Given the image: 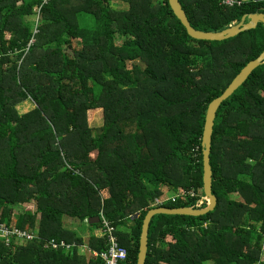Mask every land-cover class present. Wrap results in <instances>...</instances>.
Here are the masks:
<instances>
[{"label": "trees", "instance_id": "trees-1", "mask_svg": "<svg viewBox=\"0 0 264 264\" xmlns=\"http://www.w3.org/2000/svg\"><path fill=\"white\" fill-rule=\"evenodd\" d=\"M179 1L203 31L264 13V0ZM42 4L0 0V223L35 236L0 235V264H105L77 248L102 252L106 236L83 238L64 224L92 230L102 215L127 248L120 264H137L143 220L157 198L177 196L161 205L169 208L207 205H199L207 108L264 51V25L198 40L169 0ZM84 15L89 26L79 22ZM28 99L35 107L19 113ZM98 108L103 123L91 127L87 113ZM210 164L215 209L156 214L145 264H264V63L220 105ZM50 239L72 245L53 248Z\"/></svg>", "mask_w": 264, "mask_h": 264}, {"label": "water", "instance_id": "water-1", "mask_svg": "<svg viewBox=\"0 0 264 264\" xmlns=\"http://www.w3.org/2000/svg\"><path fill=\"white\" fill-rule=\"evenodd\" d=\"M169 4L176 15V17L181 21V23L186 28L188 34L198 40H210L219 41L225 40L230 37H234L239 33L255 28L258 23H263L264 25V13L254 12L251 14L244 15L239 23L231 25L220 31H203L194 28L182 7L179 0H169ZM264 63V51L254 60L248 62L242 70L235 76L224 92L212 100L208 105L205 125L202 138L203 146V190L207 198V205L201 208L193 207H154L150 209L144 217L142 232L140 236V245L138 253L137 264H145L147 251H148V234L149 226L152 218L156 214H178V215H192L199 216L204 215L215 209L217 205V198L212 192V168L210 164V152L212 143V133L214 122L216 118L217 111L220 105L229 98L250 76V74L261 64ZM100 221V217L90 218L88 222L90 224Z\"/></svg>", "mask_w": 264, "mask_h": 264}, {"label": "built area", "instance_id": "built-area-1", "mask_svg": "<svg viewBox=\"0 0 264 264\" xmlns=\"http://www.w3.org/2000/svg\"><path fill=\"white\" fill-rule=\"evenodd\" d=\"M49 1L50 0H43L42 5L48 3ZM244 1L247 0H219V2L222 5L228 7H232L234 5H240ZM42 5L35 8V11L38 13V16H36L35 18L36 25H38V19L40 17V11ZM35 31L37 32V28L35 29ZM188 195L194 196L195 194L194 192H190ZM176 197L177 196H173L172 198H168V199L157 198L155 200V205L156 206L162 205L163 202L168 201L169 199L174 202ZM205 200H207V198L200 200L199 205L202 206ZM101 220H102L101 236H106L108 238V247L106 250L102 252H96L95 254L97 257L99 256L105 262V264H120L122 261L127 259V255H128L127 248H125L120 244L118 237L115 234V227L103 215L101 216ZM0 235L2 237H5L7 240L11 236H18L26 239H33L35 237L34 234L30 231L16 227H8L4 223H0ZM47 244L52 246L53 248H66V249H69V247L72 245V244H68L64 240L58 241L56 239L48 240Z\"/></svg>", "mask_w": 264, "mask_h": 264}, {"label": "rangeland", "instance_id": "rangeland-1", "mask_svg": "<svg viewBox=\"0 0 264 264\" xmlns=\"http://www.w3.org/2000/svg\"><path fill=\"white\" fill-rule=\"evenodd\" d=\"M111 6L115 9H122V8H126L128 6L127 3H124L122 1H111ZM36 23V19L34 20ZM43 21L42 17H39L38 19V25ZM79 22L81 24H83L84 26H89L91 24V20L90 17H88L87 15H84L82 18H79ZM239 23V22H237ZM236 24V23H234ZM233 24V25H234ZM117 41H121V37H118ZM35 42V40H34ZM129 67H131V64H129ZM33 107H35L34 103L28 99L24 102H21L17 105V109L19 111V113L23 114L26 113L28 111H30L31 109H33ZM104 120V116H103V111L102 109L98 108V109H91L88 111L87 113V121H88V125H90L91 127H97L100 126L103 123ZM237 197V195H236ZM239 197V196H238ZM159 207H162L161 205H159ZM22 213V209L15 207L14 208V214L13 217L17 218L19 216V214ZM66 227L75 229L78 228V233L85 238V236H87V232L83 231L84 226L79 228V225L77 222L73 221V220H66L64 222ZM87 227V226H85ZM76 230V229H75ZM264 255V254H263Z\"/></svg>", "mask_w": 264, "mask_h": 264}, {"label": "crops", "instance_id": "crops-1", "mask_svg": "<svg viewBox=\"0 0 264 264\" xmlns=\"http://www.w3.org/2000/svg\"><path fill=\"white\" fill-rule=\"evenodd\" d=\"M75 229H78V228H75ZM83 231L87 232V236H85V238H86V237H88L90 235V233H94L95 236L100 237L102 230H101V227L100 228H93L91 230L89 227H85L84 226ZM77 250H78L79 254L86 256L88 258L87 260L97 257L96 254H95L96 251H94V252H93V250L91 251V249L85 243L78 245Z\"/></svg>", "mask_w": 264, "mask_h": 264}, {"label": "clouds", "instance_id": "clouds-1", "mask_svg": "<svg viewBox=\"0 0 264 264\" xmlns=\"http://www.w3.org/2000/svg\"><path fill=\"white\" fill-rule=\"evenodd\" d=\"M156 207H158V206H156Z\"/></svg>", "mask_w": 264, "mask_h": 264}]
</instances>
